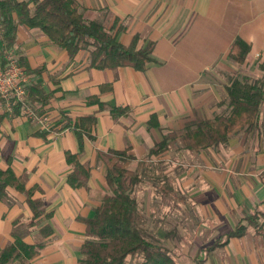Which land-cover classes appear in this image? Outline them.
I'll return each mask as SVG.
<instances>
[{"label":"crops","instance_id":"0c3cea01","mask_svg":"<svg viewBox=\"0 0 264 264\" xmlns=\"http://www.w3.org/2000/svg\"><path fill=\"white\" fill-rule=\"evenodd\" d=\"M77 2L86 19L102 21L122 44L130 43L134 35L139 36L138 45L153 42L152 60L144 70L90 67L87 50L69 57L42 31L20 24L12 45L7 47L0 39V61L11 56L27 76V86L39 83L48 94L45 103L32 104L47 118V129L0 96V169L11 167L17 175L26 174V186L38 185L42 192L35 196L41 195L46 210L53 211L51 218L30 225L32 212L24 193L7 186L6 196L0 200V247L13 240V220L19 218L16 229L23 240L41 244L32 264H79V248L85 238L82 219L94 214L107 191L105 163L97 160L98 152L127 149L134 157L127 167L136 170L138 162L166 134L220 113L225 107L219 102L225 94L226 74L235 73V64L254 67L251 73L256 77L263 73L258 64L264 60V0ZM236 37L250 46L242 64L227 56ZM106 83L111 89L102 91L101 85ZM114 106L127 111L113 115L110 108ZM263 108L264 102L260 110L264 122ZM92 113L96 116L93 138L82 136L80 148L73 123ZM67 121L71 126H64ZM250 136L230 137L225 145L197 149L207 169L212 171V163L217 164V180L205 181L211 188L208 199L202 201L213 203L217 221L225 224L220 226L223 228L214 225L219 228L215 237L198 249L203 264H244L241 252L249 254L247 264H264V224L255 228L245 222L252 215L255 219L264 216V128L257 141ZM208 150L212 151L210 163ZM65 151L76 153L80 162L89 165L85 186L68 184L72 165L67 163ZM239 221L246 229L242 236L205 250ZM44 223L51 226L46 236L40 229ZM201 252L207 255L200 256Z\"/></svg>","mask_w":264,"mask_h":264},{"label":"trees","instance_id":"16d2710c","mask_svg":"<svg viewBox=\"0 0 264 264\" xmlns=\"http://www.w3.org/2000/svg\"><path fill=\"white\" fill-rule=\"evenodd\" d=\"M19 24L39 29L63 48L69 57H73L79 50H87L90 67L102 69L131 66L135 70H144L152 60L153 42L138 45L139 36L134 35L130 43L122 44L102 21L86 19L79 10L77 0H0V39L7 47L14 42ZM249 49L247 42L236 37L227 56L235 63L242 64ZM258 66L263 73L253 79L226 74L225 94L219 105H224L228 113L188 122L182 131L168 133L155 143L149 149V155L166 150L173 137H177L184 148L197 150L225 143L239 127L245 126L246 133L255 128L264 102V60ZM110 89L109 83L101 85L102 91ZM26 98L32 106L36 101L45 103L48 94L39 83L32 82L26 87ZM13 106L16 110L22 107L19 102ZM110 111L115 115L127 109L114 106ZM95 122L96 116L92 113L78 117L73 123L80 148L82 136L93 138ZM64 126L71 125L67 121ZM126 150L108 149L97 153V160L105 163L107 191L101 196L94 214L82 219L85 238L79 248V264H133L127 258L135 255L141 258L140 264H176L167 246L148 238L136 225L137 201L130 194V189L140 181V177L137 170L127 167L134 157ZM65 158L72 165L67 176L68 184L74 188L85 186L90 175L89 165L80 162L77 154L70 151H65ZM26 182V174L17 175L11 167L0 169V200L7 194V186H12L26 197L32 212L30 225L51 218L53 211L46 210L44 198L41 195L35 196L37 191L42 192L41 188L38 185L27 187ZM253 217L249 216L246 220L252 221ZM19 221V218L13 220V240L0 247V264H32V259L38 254L41 244L23 240L22 233L16 229ZM40 229L42 235L46 236L51 226L44 223ZM245 230L244 224L239 221L233 229L215 238L205 250L225 244L230 237H240ZM194 264L203 263L200 258L194 257Z\"/></svg>","mask_w":264,"mask_h":264},{"label":"rangeland","instance_id":"374dc122","mask_svg":"<svg viewBox=\"0 0 264 264\" xmlns=\"http://www.w3.org/2000/svg\"><path fill=\"white\" fill-rule=\"evenodd\" d=\"M232 65L233 71L234 64L232 63ZM235 67H237L233 74L235 76H246L250 79L256 77L254 73H251L254 67L244 69L236 64ZM228 111L226 107H223L220 113L226 114ZM261 128H264V122L260 115L257 126L251 131L246 133L245 126L239 127L230 134L229 138L242 136L243 139H246L248 134H251L254 137H250L257 141L260 139ZM227 142L228 140L225 143ZM182 146V142L177 137H173L170 147L168 146L166 151L157 156L145 155L136 167L140 181L130 189V194L137 201L136 225L144 235L167 246L176 264H194V257H199L198 249L206 241H211L215 237L217 229L223 228L220 226L225 224L221 219L217 221L214 204L204 203L205 199H208L206 193L211 188L210 184L207 186L205 181L217 180L216 162L212 163L215 165L210 171L204 165L205 162L201 161V151L191 150L188 153ZM205 152L210 163L213 160L211 159L212 151ZM173 155L174 158L171 157ZM220 157L222 156L220 155ZM224 191L227 193L225 188ZM202 198H204V202ZM245 222L247 227H262L264 216L258 215L256 219ZM218 224H220L219 228L216 229L214 225ZM245 237L246 240L250 239L249 235ZM244 242L245 239L241 243ZM219 254H222L221 250L218 252ZM234 254L236 253L234 252ZM239 254L241 255L240 260L247 264L249 254L247 252ZM203 255L205 257L207 253L201 252L200 256ZM213 258L216 257L213 255ZM127 259L131 260L133 264H140L141 261L137 255L128 256ZM239 264H241L240 261Z\"/></svg>","mask_w":264,"mask_h":264},{"label":"built area","instance_id":"2783aa9c","mask_svg":"<svg viewBox=\"0 0 264 264\" xmlns=\"http://www.w3.org/2000/svg\"><path fill=\"white\" fill-rule=\"evenodd\" d=\"M27 84V76L15 59L8 56L6 61H0V96L9 103V106L19 102L27 118L38 121L43 128L47 129L50 125L47 118L39 115L27 102Z\"/></svg>","mask_w":264,"mask_h":264}]
</instances>
